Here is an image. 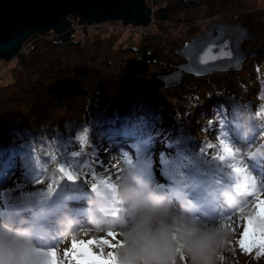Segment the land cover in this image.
<instances>
[{"label": "rangeland", "instance_id": "1", "mask_svg": "<svg viewBox=\"0 0 264 264\" xmlns=\"http://www.w3.org/2000/svg\"><path fill=\"white\" fill-rule=\"evenodd\" d=\"M146 1L153 9V0ZM238 1L240 5L237 11H240V21L220 20L226 15L213 10L202 13V10L188 28L198 29L197 33H199L212 22H243L242 24L254 34L250 41L253 49H262V55L258 58L264 62V0ZM216 2L219 3L218 0ZM227 15H231V12ZM121 31V34H118L119 37H128L125 30ZM112 32L111 30L108 33L95 30L82 36L72 35L74 40L87 39L85 43L78 44L79 46L74 44L40 45L37 49L41 54L38 63L41 67H47L49 72H45V69L40 66L39 71H37L38 67L31 66V73L28 75L29 73L20 66L18 55L11 59H0V124L13 126L10 129H5V126L0 125V131L3 133L10 131L12 135H15L14 142L19 145L17 150L20 152V157L14 158L7 165L5 171L0 169V264H39L42 248H58V258L62 264H77L71 255L75 245L69 244L68 241L90 238V235H79L75 231L65 236L62 230L58 232L62 226V220L52 224L45 220L60 214L68 218L67 220L79 224L82 214L88 212L89 205L87 203L90 200L96 201L94 203L102 207H112L114 211H117L119 205L123 204V199L120 187L114 183L111 177L112 169L109 165L110 159H108L109 156H114L117 150L122 155L125 169L128 167L129 159L136 164L138 173L139 170L155 173V171L163 169L166 173L165 177L157 176L153 182L149 179L146 181L150 182L157 190L167 192V200L171 203L182 204L181 200H183V204L185 201L189 205L193 204L196 210L189 211V214H181L178 223L171 222L172 211L170 209L161 212L160 206H154L153 213L146 212L141 216H132L128 212L121 211L117 217L118 220L125 224L131 223L133 228L130 226L125 232L114 231V227H109L107 230L105 229L106 231L101 228V231L94 234L92 238L95 244L91 253L93 257L103 261L111 259L112 264L237 263L240 254L249 253V251L242 250L238 243L247 223L242 218L257 215V197L260 193H264V170L250 172L246 168V162L249 160H246L247 153L242 150L248 146L242 131L240 132L241 140L229 135L222 138L224 143L221 148L222 154L228 153V157L232 160L231 164L225 166L229 172L226 182H223L222 179L219 180L222 184L220 186L217 180H215V184H212L210 180L204 178V182H200L197 192L194 194H187L192 181L182 175L178 169L172 168L166 162L167 160H163L161 153L154 150L153 146L149 147L144 139L140 141L141 143L128 142L127 140L109 142L104 139L101 141L97 130H93L87 124L90 127L89 144L78 145L73 140L76 130L86 124L81 117L82 114L76 113L84 100L93 101L95 108L99 105H103V107L118 105L122 102L125 94L121 89L124 78L126 83L130 81V76H132V81L136 79L140 81L141 78L149 77V72H158L160 68L168 69L171 67V62L181 60L174 55L175 49H171L174 47V43H169L170 50H167L157 62L152 63L145 75L130 73L126 69L125 63L132 57H139L131 49L118 51L114 42L111 43L113 39H108L109 35L115 34ZM138 37L143 36L129 38L126 41L127 45L139 44L142 46L144 42L140 41ZM76 47L78 48L75 49ZM29 49L31 48L25 52ZM249 63V60H245L241 69L236 72L244 73ZM78 66H88L94 69L91 72L93 73L92 77L87 75L82 78V85H91L92 93H85L79 96L81 99L78 100L76 99L78 96L63 98L57 101L60 102V105L54 104V99L45 90V87L60 77L72 76L73 69ZM34 70L36 71L33 72ZM190 78V76H186L176 88L160 89L156 96L163 97L169 103L170 96L174 97L177 92L189 91L193 87L195 81ZM36 103L46 106L44 110L37 111L31 118L37 119L38 124L28 127L25 125L29 119L28 112ZM169 115L161 113L162 125H170L172 119ZM216 116H218L217 113L212 115L217 119ZM62 119L65 121L61 122ZM261 123L264 125L263 118ZM30 130L36 131V133L23 136V132L27 134ZM214 134L216 133L214 132ZM164 137L171 141L169 137ZM7 140L11 141L12 139ZM229 146L233 148L235 156ZM158 154L161 156L160 158H157ZM194 154L202 155L199 150H196ZM190 160L193 162V159ZM59 162L65 163L77 179L74 189H66V179L57 169ZM149 162H151L150 166ZM213 166L223 168L224 164ZM170 178H178L179 183L169 185ZM20 183H28L36 187L43 186L48 192L45 195H39L37 192L31 193L32 191H30L25 199L18 198V201L6 198ZM174 190H177V194ZM179 194L181 197L178 196ZM201 197L206 202L213 204L207 208L209 211L201 204ZM219 198H222V202H218V204L216 201ZM224 199L225 201H223ZM81 200H86V204L80 206ZM142 204L148 206V203L142 202ZM168 206V203L163 204V207ZM23 207L27 208L29 214L24 216L25 219L21 222V216L18 217L14 214ZM13 208L18 210L12 211ZM77 208L80 212L77 211ZM114 217V213L109 214V219ZM16 218L19 226L10 222L11 220L15 221ZM66 221H63L64 224H68ZM101 226L104 227V225ZM258 226V222L254 221L250 230ZM69 231L73 230L65 232ZM213 234H215L214 237ZM61 236L64 237V242L59 245ZM66 248L70 250L67 256L64 254ZM237 250L239 254L236 255ZM221 252H223V257L220 255ZM219 255L220 261L217 262Z\"/></svg>", "mask_w": 264, "mask_h": 264}, {"label": "trees", "instance_id": "2", "mask_svg": "<svg viewBox=\"0 0 264 264\" xmlns=\"http://www.w3.org/2000/svg\"><path fill=\"white\" fill-rule=\"evenodd\" d=\"M218 1L219 3L216 0H153V30L146 36L138 37L140 41L144 42L142 46L139 44L127 45L126 41L132 37H119L120 35L117 33L116 37L113 34L109 35L108 39H113L111 43L114 42L118 51L131 49L140 59L148 63L157 62L167 50H170L169 43H174V47L171 49H177L185 40L197 34L198 29L191 30L188 27L197 19L202 10V13L213 10L226 15L220 20L240 21V11H237L240 5L238 0ZM230 12L231 15H227ZM180 27L182 28L179 29ZM32 36L30 40H34L33 49L17 56L20 66L29 73L28 75L31 73V66L38 67L37 71L40 70L39 66L41 67V65L38 61L41 54L37 50L40 45H78L87 40L83 38L72 41L73 36L69 33L58 35L54 40H46L35 34ZM250 41L251 39H247L242 42V47L249 51L253 50ZM247 60L250 63L244 73L218 72L204 76L187 75L195 81L193 87L189 91L177 92L174 97L170 96L169 103L163 97H131L124 94L122 102L113 105V107L99 105L98 108H95L93 101L84 100L76 113L82 114L81 117L86 124H89L93 130H97L101 141L104 139L109 142L127 140L128 142L141 143L140 141L144 139L149 147L153 146L154 150L161 153L163 160H167L166 162L172 168L179 169L192 180L197 179L204 182V178H206L212 182L215 179L217 181L222 179L223 182H226L229 172L225 166L231 164L232 160L228 157V153L222 154L221 148L224 145L222 138L229 135L241 140L242 137L241 128L237 126L233 115V107H242L250 116L246 125L250 130L249 134L245 136L247 146L255 141L258 131L264 130V125L261 123L264 115H260L261 112H264V96L259 95L264 89V62H261L260 58H247ZM41 68L45 69V72H49L47 67L42 66ZM88 75L92 77L93 73ZM209 93L211 94L209 95ZM76 99L81 98L77 97ZM53 103L60 105V102ZM42 105L36 103L30 108L29 119L25 125L29 127L38 124L37 119L31 118L37 111L45 109L46 105ZM162 112L170 114L172 119L170 125H162ZM214 113H217V119L212 117ZM64 121V119L61 120V122ZM0 125L5 126V129L13 127L4 123ZM31 130L27 134L23 132V136L36 133ZM7 135L9 136L5 137ZM164 136L169 137L171 141L166 140ZM9 138L12 140L8 141ZM15 138V135H12L10 131L8 133L0 131V169L2 171H5L7 165L14 158L20 157V152L17 150L19 145L14 142ZM196 150H199L202 155H195ZM160 157L158 154L157 158ZM245 158L249 160L246 162V168L250 172L264 170V155ZM190 159H193V162ZM217 164H224V167L213 166ZM195 185L197 184L194 183L191 187L193 193L196 191ZM80 202V206L86 204V200ZM237 253L238 250L235 254L237 255ZM254 254L260 259H254ZM220 255L223 257V252ZM220 255L217 262L220 261ZM239 257V261L235 264H264V248L258 250L257 247H253L248 254H240Z\"/></svg>", "mask_w": 264, "mask_h": 264}, {"label": "water", "instance_id": "3", "mask_svg": "<svg viewBox=\"0 0 264 264\" xmlns=\"http://www.w3.org/2000/svg\"><path fill=\"white\" fill-rule=\"evenodd\" d=\"M151 13L146 0H0V58L11 59L32 34H43L49 30L63 34L70 27L67 18L70 15L74 16V22L78 16V23L87 25L119 20L123 25L143 26L150 22ZM252 37L253 33L242 23L212 22L174 50V55L181 60L171 62L168 69L152 72L138 83H126L124 78L121 89L131 97H154L160 89L178 86L187 75L234 73L241 69L247 58L262 55L261 48L248 51L242 47V42ZM125 67L130 73L145 75L148 64L143 59L132 57ZM93 71L88 66L75 67L73 73L76 78L60 77L50 82L46 91L56 102L84 95L87 89L82 86L80 77ZM57 169L66 179V189H74L77 179L68 166L59 162ZM69 176L74 179H69Z\"/></svg>", "mask_w": 264, "mask_h": 264}, {"label": "bare ground", "instance_id": "4", "mask_svg": "<svg viewBox=\"0 0 264 264\" xmlns=\"http://www.w3.org/2000/svg\"><path fill=\"white\" fill-rule=\"evenodd\" d=\"M108 159H110L109 165H110V168L112 169L110 172L111 177L113 178L114 183L120 187L121 197H122L123 201H125L127 198H126L125 192H124V181L122 180V174L125 171L123 160H122V155L117 150L115 155L109 156ZM138 175H140L144 180L149 179L151 182H153L154 180L157 179V176H162V177L164 176L165 177L166 173L163 169H159V170L155 171V173H150V172H145V171L143 172V171L139 170ZM30 191H32L31 193L37 192V194H39V195L40 194L45 195L48 192V190H46V188H43V186L36 187V186L29 185L28 183H20V185L17 188H15V190L9 195V197H6V198H8L10 200H15V201H18L19 199H22V198L25 199L26 195ZM179 196L181 197L180 194H179ZM211 196H212V194H211ZM200 201H201V204H203V206L206 207L207 211H209L207 208L210 205L213 206L212 203L206 202L202 197H201ZM223 201H225V199ZM94 202H96V201H91V200L88 201V203H87V205H89L88 206L89 209L87 210L88 212L82 214V219H81V221H79V224H77L75 221L67 220L68 218H64V217L62 218V215H60V216L56 215L57 216V217L55 216L56 218L54 217V215L51 217H48L47 220H45V222H50L51 224L52 223H59L61 218H62V226L60 227L58 232L60 230H62L63 235L68 236L71 233L76 231L79 233V235L80 234H89L90 238H93V235L98 234V232L101 231V228L103 230H105V229L107 230L109 227H114V231H119V230H121L123 232L127 231L129 229V227L132 225H131V223L125 224V223H122L118 220L117 217L120 215L121 211L128 212L132 216L133 215L141 216L142 214H144L146 212L153 213L154 206H155V205L148 204V206L146 207L144 204H142L141 201H138L135 205H126L125 203H123L122 205L120 204L117 211H114L113 210L114 208H112V207L111 208H105V207H102L101 205L94 203ZM181 202H182V204L177 203V202L171 203L170 201L167 200L163 204L166 205L168 203L169 204L168 207H163V204L159 205L162 209L161 212H165L166 209H170V211H172V213L170 215L171 216L170 219H171V222H173V223H178L180 221L179 217L181 214H184V213L189 214V211L196 210V207L193 204L189 205V203H187L186 201L183 204V202H184L183 200H181ZM216 202L217 203L222 202V198L221 199L219 198V200ZM206 204H208V205L206 206ZM163 208H165V209H163ZM181 212H183V213H181ZM111 213L115 214V217L113 219H109V214H111ZM28 214H29V211L27 210V208L23 207V208H21L20 211L16 212L14 215H18V217H20L21 215L27 216ZM227 214H225V215H227ZM17 218L15 221L12 222V220H11L10 222L19 226V222L17 221ZM64 220L65 221L67 220L66 222H68V224H64V222H63ZM20 225H21V223H20ZM101 225H104V227H102ZM131 228H133V226ZM11 229H13V228H11ZM49 230L51 231L52 229H49ZM67 230H73V231H69L66 233L65 231H67ZM214 236H215V234H213V237ZM60 240L61 241L58 243L59 245L64 242V237L61 236Z\"/></svg>", "mask_w": 264, "mask_h": 264}, {"label": "clouds", "instance_id": "5", "mask_svg": "<svg viewBox=\"0 0 264 264\" xmlns=\"http://www.w3.org/2000/svg\"><path fill=\"white\" fill-rule=\"evenodd\" d=\"M147 2V1H146ZM69 19V18H68ZM36 34V33H35ZM33 35V34H32ZM62 35V34H61ZM20 55L16 54L13 57ZM211 93H209L210 95ZM259 95L264 96V89L261 90ZM233 115L235 116L236 124L241 128L242 135L247 136L250 130L247 128V121L250 119V116L247 114L246 110L242 107H233ZM260 115H264V112H261ZM89 133L90 127L85 124L83 127L76 130L73 136V140L78 145H87L89 144ZM45 139H47L45 137ZM54 141V140H50ZM55 142V141H54ZM230 147V146H229ZM232 148V147H230ZM233 150V148H232ZM242 151L246 152L245 157H254L257 155H264V130L258 131L256 133V138L253 143H251L248 148L243 149ZM233 155L235 152L233 150ZM128 167L125 169L122 174V180L124 181V192L126 200L122 201L126 205H135L138 201H142L151 205L159 206L163 204L168 199V193L157 190L150 182L144 180L140 175H138L137 166L129 159ZM151 162H149L150 166ZM173 185L179 183V179L170 178ZM146 189V190H145ZM257 216H264V200H260L257 203ZM18 209L13 208L12 211H17ZM25 217L21 215V222H23ZM43 230V229H41ZM83 241L84 243H81ZM73 241H68L69 244H72ZM76 244L72 248V251L80 257V264H112V260L107 261L99 260L92 256L88 251V248H94L95 244L93 243L92 238H84L80 240H75ZM258 250L262 247H257ZM52 248H42V255L39 257V264H56V256L51 251ZM58 250V248H55ZM254 259H260L259 256L253 255Z\"/></svg>", "mask_w": 264, "mask_h": 264}, {"label": "built area", "instance_id": "6", "mask_svg": "<svg viewBox=\"0 0 264 264\" xmlns=\"http://www.w3.org/2000/svg\"><path fill=\"white\" fill-rule=\"evenodd\" d=\"M70 20V27H68L67 31H65L63 34H71V35H84L85 33H88L89 31H95V30H102V32L108 33L111 31L115 32V34H121V30H125L130 37H137V36H146L153 30L154 25V18L151 13V20L146 25H132V24H125L123 25L121 21L115 20L110 21L106 20L103 22H94L90 25H87L86 23H78L79 17L75 16V22H74V16L71 15ZM112 32V33H113ZM114 34V33H113ZM34 35V34H33ZM35 35L45 38L46 40H54L59 35L55 33L53 30H49L43 34L36 33ZM61 35V34H60ZM32 35L29 36L22 44L20 49L18 50V54L24 53L28 48L33 49L34 47V40H30Z\"/></svg>", "mask_w": 264, "mask_h": 264}, {"label": "snow or ice", "instance_id": "7", "mask_svg": "<svg viewBox=\"0 0 264 264\" xmlns=\"http://www.w3.org/2000/svg\"><path fill=\"white\" fill-rule=\"evenodd\" d=\"M69 179H74V177L69 176ZM260 200H264V193H260L257 197V203ZM246 220V225L243 228V232L240 235V238L238 240L239 246L241 247L242 250L244 251H251L253 247H262L264 248V216H253V217H247V218H242ZM256 221L258 222V227L257 228H252L250 230V226L253 225V222ZM81 243H84L81 241ZM73 245L76 244L75 241L72 242ZM53 254L56 256V264H62V261L58 258V250L53 248L51 249ZM88 251L92 253V248L89 247ZM70 250L65 249L64 254L67 256L69 254ZM72 258L77 261V264H80V257L76 255L75 252H71Z\"/></svg>", "mask_w": 264, "mask_h": 264}, {"label": "flooded vegetation", "instance_id": "8", "mask_svg": "<svg viewBox=\"0 0 264 264\" xmlns=\"http://www.w3.org/2000/svg\"><path fill=\"white\" fill-rule=\"evenodd\" d=\"M67 18L70 19V18H71V15L68 16ZM72 41H74V39H73ZM75 41H76V40H75ZM0 59H3V58H0ZM147 64H148V67H149L150 65H152V62H151V63H148V62H147ZM160 69H163V68H160ZM151 73H152V72H149V76H150ZM70 77H72V78H76V77L74 76V73H73V72H72V76H70ZM85 77H86V76H85ZM82 78H84V77H80L81 84H82V81H83ZM131 78H132V76H130V81H131V82H136V81L139 82L138 79H136L135 81H132ZM130 81H129V82H130ZM91 84H92V83H91ZM92 85H93V84H92ZM82 86H83L84 88L87 89V94H91V93H92V88L90 87L91 85H82ZM91 97H92V95H91Z\"/></svg>", "mask_w": 264, "mask_h": 264}]
</instances>
